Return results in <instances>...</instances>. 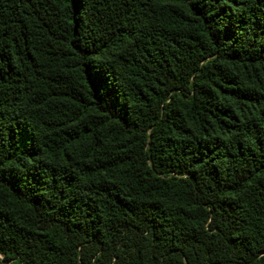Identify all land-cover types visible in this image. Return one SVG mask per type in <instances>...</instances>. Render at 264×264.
Masks as SVG:
<instances>
[{
	"label": "trees",
	"instance_id": "obj_1",
	"mask_svg": "<svg viewBox=\"0 0 264 264\" xmlns=\"http://www.w3.org/2000/svg\"><path fill=\"white\" fill-rule=\"evenodd\" d=\"M0 264H264V0H0Z\"/></svg>",
	"mask_w": 264,
	"mask_h": 264
}]
</instances>
